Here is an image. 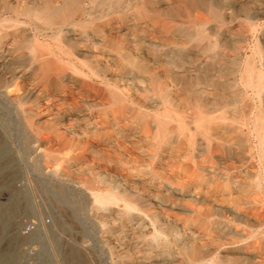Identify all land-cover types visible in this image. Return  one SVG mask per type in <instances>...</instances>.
<instances>
[{"label":"rangeland","instance_id":"1","mask_svg":"<svg viewBox=\"0 0 264 264\" xmlns=\"http://www.w3.org/2000/svg\"><path fill=\"white\" fill-rule=\"evenodd\" d=\"M18 1L0 0V264H264V87L245 83L249 69L264 83V0H133L68 25V42L24 22L39 0ZM134 52L145 69L127 63ZM197 84L210 90L196 104ZM112 191L135 203L132 221L124 201H95Z\"/></svg>","mask_w":264,"mask_h":264},{"label":"bare ground","instance_id":"2","mask_svg":"<svg viewBox=\"0 0 264 264\" xmlns=\"http://www.w3.org/2000/svg\"><path fill=\"white\" fill-rule=\"evenodd\" d=\"M21 1V0H20ZM20 1H18V2H20ZM161 1V0H160ZM159 1V3H161ZM163 1V0H162ZM204 1V0H203ZM26 2H27V0H26ZM153 1H150V3H152ZM177 2V1H176ZM182 2V1H181ZM6 4L8 3V2H5ZM4 3V4H5ZM132 3H133V0H39L37 3H35V4H32L31 6H27V7H24L22 10H21V14H24L23 16H27L28 17V21H24V22H27V23H35V25H34V27L36 28V30H37V32L38 33H45V35H48V36H51V37H53V36H59L61 39H62V41H64V42H68L69 40H71V35H70V33H72V30L71 29H69L67 26L68 25H79V26H84V25H86V24H88V23H92L95 19H98V18H101L102 19V17H104L105 15H109V13H112V12H120V11H122V12H124V11H126L127 9H129L130 8V6L132 5ZM169 3H171V2H169ZM192 3V2H191ZM194 3V2H193ZM211 3V2H210ZM141 4V3H140ZM175 4V3H174ZM173 4V5H174ZM195 4V3H194ZM9 5V4H8ZM20 5V4H19ZM26 5V4H25ZM134 5H135V3H134ZM156 5V4H155ZM211 5H213V4H211ZM18 6V5H17ZM87 6L90 8V9H88L87 8ZM143 6V5H142ZM169 6V5H168ZM214 6V5H213ZM133 7V6H132ZM140 7V6H139ZM157 7H159V6H157ZM161 7V6H160ZM163 7V6H162ZM135 8V7H134ZM137 8V7H136ZM141 8V7H140ZM188 8V7H187ZM221 8V7H220ZM146 9V8H145ZM203 9V8H202ZM4 10V9H3ZM11 10V9H10ZM132 10V9H131ZM144 10V9H143ZM218 10V9H217ZM128 11V10H127ZM139 11V10H138ZM146 11V10H145ZM152 11V10H151ZM187 11V10H186ZM76 12H81L82 14H83V16H84V18L82 19V20H79V21H76V20H74V14H76ZM129 12V11H128ZM128 12H126V13H128ZM147 12V11H146ZM182 12V11H181ZM190 12V11H189ZM197 12V11H196ZM2 13V12H1ZM13 13V12H12ZM11 13V14H12ZM133 13V12H132ZM142 13L143 12H140L139 11V15H142ZM219 13V12H218ZM3 14V13H2ZM6 14V13H5ZM19 14V13H18ZM137 14V15H138ZM158 14V13H157ZM192 14V13H191ZM15 15H16V13H15ZM107 15V16H108ZM178 15V14H177ZM177 15H173V16H177ZM218 15V14H217ZM4 16V15H3ZM79 16V15H78ZM106 16V17H107ZM112 16V15H111ZM125 16V15H124ZM127 16V15H126ZM180 16V15H179ZM194 16V15H193ZM215 16V13H213V17ZM221 16V15H220ZM158 17V16H157ZM167 17V16H166ZM169 17V16H168ZM204 17V16H203ZM1 18V17H0ZM6 18H7V16H6ZM128 18V17H127ZM163 19H164V17H162ZM216 18V17H215ZM23 19V18H22ZM100 19V20H101ZM129 20H130V18H128ZM3 20V19H2ZM136 20V19H135ZM198 20L199 21H203V18H198ZM220 20V19H219ZM225 20V19H224ZM16 21V20H15ZM167 21V20H166ZM141 22V21H140ZM192 22V21H191ZM2 23V22H1ZM5 23H7V22H5ZM12 23V22H11ZM130 23V22H129ZM136 23V22H135ZM139 23V22H138ZM167 23V22H166ZM169 23V22H168ZM198 23V22H197ZM206 23H208V22H206ZM13 24V23H12ZM25 24V23H24ZM132 24V23H131ZM11 25V24H10ZM20 25V24H19ZM19 25H17V26H19ZM137 25V24H136ZM139 25V24H138ZM196 25V24H195ZM198 25V24H197ZM13 26H15V25H13ZM16 26V27H17ZM172 26V25H171ZM189 26V25H188ZM194 26V25H193ZM251 26V25H250ZM31 27V26H30ZM116 27V26H115ZM165 27H167V29H170L171 27L170 26H165ZM174 27V26H173ZM176 27V26H175ZM179 27V26H178ZM196 27V26H195ZM10 28V27H9ZM83 28V27H82ZM109 28V27H108ZM120 28V27H119ZM119 28H117V29H119ZM130 28V27H129ZM144 28V27H143ZM180 28V27H179ZM202 28V27H201ZM203 28H204V26H203ZM253 28V27H252ZM7 29V28H6ZM92 29V28H91ZM140 29V28H139ZM195 29H198V27H196V28H194V31H195ZM206 29V28H205ZM216 29V28H215ZM111 30V29H110ZM109 30V31H110ZM142 30V29H141ZM87 31V30H86ZM97 31H99L98 29L97 30H94V31H92V32H90L88 35H90V36H92V35H96L97 34ZM109 31H107V32H109ZM145 31V30H144ZM197 31V30H196ZM195 31V32H196ZM206 31V30H205ZM217 31V30H216ZM222 31V30H221ZM29 32H31V31H29ZM64 32H65V34H64ZM138 32H139V30H138ZM195 32H194V34H195ZM25 33V32H24ZM34 33V32H33ZM105 33V32H104ZM117 33V32H116ZM165 33V32H164ZM217 33V32H216ZM20 34V33H19ZM32 34V33H31ZM108 34V33H107ZM134 34V33H133ZM197 34H198V37L199 38H201V40H202V38H206L207 37V35L208 34H206V33H204V31H202V29H200V30H198L197 31ZM18 35V34H17ZM37 35V34H36ZM124 35V34H123ZM188 35V34H187ZM186 35V36H187ZM39 36V35H38ZM84 36V35H83ZM100 36H102V35H100ZM125 36V35H124ZM185 36V37H186ZM13 37H14V35H13ZM40 37H41V35H40ZM106 37V36H105ZM119 37V36H118ZM126 37V36H125ZM124 37V38H125ZM136 37V36H135ZM35 38V37H34ZM44 38V37H43ZM127 38V37H126ZM184 38V37H183ZM195 38H197V37H195ZM210 38V37H209ZM36 39V38H35ZM34 39V40H35ZM79 39V38H78ZM83 39V38H82ZM97 39V38H96ZM153 39V38H152ZM151 39V40H152ZM172 39V38H171ZM211 39V38H210ZM227 39H231V38H227ZM240 39V38H239ZM30 40V39H29ZM37 40V39H36ZM60 40V39H59ZM89 40V39H88ZM98 40H100V39H98ZM110 40V39H109ZM109 40H107V41H109ZM113 40H115V39H113ZM119 40V39H118ZM127 40V39H126ZM136 40H138V39H136ZM185 40H186V38H185ZM194 40V39H193ZM204 40V39H203ZM46 41V40H45ZM49 41V40H48ZM120 41V40H119ZM118 41V43H120ZM133 41V40H132ZM147 41V40H146ZM152 41H154V40H152ZM205 41V40H204ZM207 41V40H206ZM23 42V41H22ZM47 42V41H46ZM53 42V41H52ZM73 42V41H72ZM78 42V41H77ZM90 42V41H89ZM123 42V41H122ZM128 42V41H127ZM127 42H126V44H127ZM130 42V41H129ZM144 42V41H143ZM157 42V41H156ZM159 42V41H158ZM169 42V41H168ZM211 42V41H210ZM33 43V42H32ZM76 43V42H75ZM79 43V42H78ZM102 43H104V42H102ZM101 43V44H102ZM124 43V42H123ZM150 43V42H149ZM159 43H161V42H159ZM170 43V42H169ZM191 43V42H190ZM40 44V43H39ZM41 44H42V42H41ZM52 44V43H51ZM65 44V43H64ZM74 44V43H73ZM73 44H71L70 43V46L71 47H74L73 46ZM113 44V46H114V43H112ZM111 44V45H112ZM185 44V43H184ZM183 44V45H184ZM207 44V43H206ZM22 45V44H21ZM46 45V44H45ZM80 45V44H79ZM118 45H120V44H118ZM117 45V46H118ZM121 45H123V44H121ZM146 45V44H145ZM183 45H181L182 47H183ZM188 45V44H187ZM201 45H203V43L201 44ZM36 47H37V45H35ZM34 46V47H35ZM55 46H56V44H55ZM62 46V45H61ZM81 46V45H80ZM124 46V45H123ZM122 46V47H123ZM163 46V45H162ZM166 46V45H165ZM185 46V45H184ZM210 46H211V44H210ZM32 47V46H31ZM35 47V48H36ZM79 47V46H78ZM104 47V46H103ZM121 47V46H120ZM131 47V46H130ZM149 47H150V45H149ZM158 47V46H157ZM164 47V46H163ZM179 47V46H178ZM40 48H41V46H40ZM48 48V47H47ZM53 48V47H52ZM59 48H60V46H59ZM80 48H82V47H80ZM79 48V49H80ZM125 48V47H124ZM137 48V47H136ZM206 48V47H205ZM208 48V47H207ZM216 48V47H215ZM214 48V49H215ZM24 49V48H23ZM51 49V48H50ZM61 49V52L62 53H64L65 55L67 54H70V53H73V51H71L70 49H66V48H64V47H61L60 48ZM59 49V50H60ZM72 49V48H71ZM104 49V48H103ZM116 49V48H115ZM132 49V48H131ZM175 49V48H174ZM44 50V49H43ZM55 50V49H54ZM58 50V51H59ZM81 50V49H80ZM94 50V49H93ZM119 50H121V49H119ZM125 50H127V49H125ZM134 50V49H133ZM207 50V49H206ZM213 50V49H212ZM211 50V51H212ZM98 51V50H97ZM108 51V50H107ZM111 51V50H110ZM109 51V52H110ZM112 51H114V50H112ZM118 51V50H117ZM129 51V50H128ZM156 51V50H155ZM209 51V50H208ZM34 52V51H33ZM42 52V51H41ZM44 52V51H43ZM52 52V51H51ZM55 52H56V50H55ZM96 52V51H95ZM122 52V51H121ZM130 52V51H129ZM136 52V51H135ZM135 52H134V54H135ZM143 52V51H142ZM182 52V51H181ZM207 52V51H206ZM205 52V53H206ZM59 53V52H58ZM98 53V52H97ZM100 53H101V51H100ZM104 53H106V52H104ZM137 53V52H136ZM203 53V52H202ZM33 54V53H32ZM54 54V53H53ZM95 53H93V55H94ZM102 54V53H101ZM110 54V53H109ZM108 54V55H109ZM119 54V53H118ZM125 54V53H124ZM133 54V55H134ZM141 54V53H140ZM159 54V53H158ZM170 54V53H169ZM199 54V53H198ZM74 55V54H73ZM136 55V54H135ZM134 55V57L131 55V54H126V60H127V63L128 64H130V65H132L133 67H137L138 68V70L139 69H143L144 68V64L142 65L139 61H138V59H136L135 57H138L137 55H139V53L135 56ZM157 55V54H156ZM204 55V54H203ZM238 55V54H237ZM52 56V55H51ZM70 56H71V54H70ZM70 56H68V57H70ZM96 56V55H95ZM95 56H93V57H95ZM99 56V55H98ZM98 56H97V58H98ZM111 56V55H110ZM123 56V55H122ZM172 56H173V54H172ZM211 56V55H210ZM215 56V55H214ZM220 56V55H219ZM56 57H57V55H56ZM59 57V56H58ZM62 57V56H61ZM112 57V56H111ZM114 57V56H113ZM142 57V56H141ZM140 57V58H141ZM145 57V56H144ZM147 57V56H146ZM156 57V56H155ZM195 57V56H194ZM198 57H200V56H198ZM207 57V56H206ZM232 57V56H231ZM236 57V56H235ZM20 58V57H19ZM47 58V57H46ZM49 58V57H48ZM92 58V57H91ZM99 58H101V57H99ZM103 58V57H102ZM124 58V57H123ZM197 58V57H196ZM195 58V59H196ZM219 58V57H218ZM38 59V58H37ZM50 59V58H49ZM61 59V58H60ZM148 59V58H147ZM189 59V58H188ZM192 59H194V58H192ZM217 59V58H216ZM220 59V58H219ZM230 59V58H229ZM228 59V60H229ZM235 59V58H234ZM242 59V58H241ZM39 60V59H38ZM58 60H59V58H58ZM68 60V59H67ZM79 60V59H78ZM86 60V59H85ZM101 60V59H100ZM124 60V59H123ZM141 60V59H140ZM146 60V59H145ZM168 60V59H167ZM179 60H181V59H179ZM199 60V59H198ZM201 60V59H200ZM214 60V59H213ZM220 60H222V59H220ZM245 60V59H244ZM27 61V60H26ZM55 61V60H54ZM59 61H61V60H59ZM63 61V60H62ZM83 61V60H82ZM98 61H99V59H98ZM102 61V60H101ZM148 61V60H147ZM192 61V60H191ZM209 61V60H208ZM207 61V62H208ZM233 61V60H232ZM237 61V60H236ZM36 62V61H35ZM72 62V61H71ZM95 62V61H94ZM100 62V61H99ZM109 62V61H108ZM141 62H143V60L141 61ZM150 62V61H149ZM163 62V61H162ZM165 62V61H164ZM163 62V63H164ZM170 62V61H169ZM175 62V61H174ZM184 62V61H183ZM204 62V61H203ZM206 62V63H207ZM223 62V61H222ZM222 62H220V63H222ZM224 62H226V61H224ZM237 62H239V61H237ZM62 63V62H61ZM64 63H66L65 61H64ZM93 63V62H92ZM152 63V62H151ZM187 63V62H186ZM191 63V62H190ZM198 63V62H197ZM218 63V62H217ZM229 63V62H228ZM252 63V62H251ZM250 63V64H251ZM2 64V63H1ZM39 64V63H38ZM58 64V63H57ZM75 64V63H74ZM94 64V63H93ZM121 64V63H120ZM123 64V63H122ZM147 65H148V63H146ZM165 64V63H164ZM173 64V63H172ZM215 64V63H214ZM219 64V63H218ZM42 65V64H41ZM84 65V64H83ZM106 65H108V64H106ZM113 65V64H112ZM161 65V64H160ZM191 65V64H190ZM198 65H200V64H198ZM223 66H226V65H224V64H222ZM242 65V64H241ZM81 66V65H80ZM153 66V65H152ZM166 66V64L163 66V67H165ZM180 66V65H179ZM179 66H177V67H179ZM189 66V65H188ZM217 66V65H216ZM230 65H228V66H226V67H229ZM243 66H244V64H243ZM63 67V66H62ZM65 67V66H64ZM84 67H85V65H84ZM99 67H100V65H99ZM103 67V66H102ZM110 67V66H109ZM115 67V66H114ZM148 67H149V65H148ZM147 67V68H148ZM169 67H170V65H169ZM192 67V66H191ZM238 67V66H237ZM246 67H248V66H246ZM44 68V67H43ZM48 68V67H47ZM50 68H52V67H50ZM71 68H73V67H71ZM101 68V67H100ZM158 68H159V66H158ZM165 68H167V67H165ZM172 68V67H171ZM199 68V67H198ZM201 68V67H200ZM216 68V67H215ZM55 69V68H54ZM59 69H61V68H59ZM58 69V70H59ZM68 69V68H67ZM104 69H106V68H104ZM145 69V68H144ZM154 70H155V68H153ZM163 69V68H162ZM247 69V68H246ZM40 70V69H39ZM58 70H56V71H58ZM77 70V69H76ZM124 70V69H123ZM132 70H133V68H132ZM137 70V71H138ZM158 70V69H157ZM164 70H166V69H164ZM171 69H169V71H170ZM177 70V69H176ZM175 70V71H176ZM189 70V69H188ZM218 70V69H217ZM222 70V69H221ZM228 69H226V71H227ZM243 70V69H242ZM254 70V69H253ZM260 70V69H259ZM72 71H74V70H72ZM146 71V70H145ZM172 71V70H171ZM181 71V70H180ZM229 71V70H228ZM234 71V70H233ZM241 71V70H240ZM42 72V71H41ZM55 72V71H54ZM85 72H87V71H85ZM103 72V71H102ZM109 72V71H108ZM152 72V71H151ZM156 72V71H155ZM186 72V71H185ZM202 72V71H201ZM207 72H209V71H207ZM245 72V71H244ZM243 72V73H244ZM246 72L248 73V76H247V80H246V84L248 83V86L249 85H251L252 87H254V88H256V89H262L263 87H264V83H262V79L260 78L259 79V83L258 84H254L253 82H252V79H251V72H250V69L249 70H246ZM258 72V71H257ZM46 73V72H45ZM51 73V72H50ZM78 73V72H77ZM107 73V72H106ZM111 73H113V72H111ZM120 73V72H119ZM153 73H154V71H153ZM159 73V72H158ZM181 73V72H180ZM222 73V72H221ZM256 73V72H255ZM48 73H46V75H47ZM55 74V73H54ZM58 74V73H57ZM79 74V73H78ZM81 75H85V74H82V73H80ZM95 74V73H94ZM116 74H118V73H116ZM116 74H114V75H116ZM122 74V73H121ZM139 74V73H138ZM156 74V73H155ZM154 74V75H155ZM160 74V73H159ZM198 74V73H197ZM209 74H210V72H209ZM241 74V73H240ZM246 74V73H245ZM103 75V74H102ZM113 75V76H114ZM119 75V74H118ZM146 75V74H145ZM167 75H168V73H167ZM191 75H193L192 73H191ZM212 75V74H211ZM210 75V76H211ZM242 75V74H241ZM258 75V74H257ZM69 76V75H68ZM111 77H112V75H110ZM147 76H148V74H147ZM223 76H224V74H223ZM244 76H246V75H244ZM101 77V76H100ZM132 77V76H131ZM115 78H117L116 76H115ZM121 78V77H120ZM125 78V77H124ZM164 78V77H163ZM203 78V77H202ZM214 78V77H213ZM216 78V77H215ZM102 79V78H101ZM118 79V78H117ZM139 79H141V78H139ZM161 79V78H160ZM171 79V78H170ZM199 78H197V80H198ZM217 79V78H216ZM231 79V78H230ZM232 79H233V76H232ZM240 79V78H239ZM243 79V78H242ZM50 80H52V79H50ZM90 80H91V78H90ZM93 80V79H92ZM147 80H148V78H147ZM152 81H153V79H151ZM176 80V79H175ZM181 80V79H180ZM196 80V81H197ZM200 80V79H199ZM219 80L221 81L222 79L221 78H219ZM102 81V80H101ZM124 81V80H123ZM139 81V80H138ZM151 81V82H152ZM163 81V80H162ZM171 81V80H170ZM224 81H227V80H224ZM229 81H231V80H229ZM239 81H241V80H239ZM67 82V81H66ZM99 82V81H98ZM119 82V81H118ZM142 82V81H141ZM157 82V81H156ZM206 84L207 83H209V84H213V83H215V80L214 79H212V77L210 78V77H205V81H204ZM69 83V82H68ZM120 83H122V81L120 82ZM149 83V82H148ZM158 83V82H157ZM162 83V82H161ZM191 83V82H190ZM193 83V82H192ZM203 83V82H202ZM217 83V82H216ZM244 83V82H243ZM256 83V82H255ZM64 84V83H63ZM124 84V83H123ZM151 84V83H150ZM154 84V83H153ZM170 84V83H169ZM178 84V83H177ZM183 84V83H182ZM238 84V83H237ZM70 85V84H69ZM90 85V84H89ZM93 85V84H92ZM131 85V84H130ZM218 85H220V84H218ZM245 85V84H244ZM105 86V85H104ZM124 86V85H123ZM157 86V85H156ZM165 86V85H164ZM183 86H184V84H183ZM236 86V85H235ZM250 86V87H251ZM68 87V86H67ZM66 87V88H67ZM126 87H127V83H126ZM129 87V86H128ZM136 87V86H135ZM140 87V86H139ZM144 87H147V86H144ZM152 87V86H151ZM211 87V86H210ZM110 88V87H109ZM120 88V87H119ZM163 88V87H162ZM168 88V87H167ZM173 88H175V87H173ZM231 88V87H230ZM172 89V88H171ZM190 89V88H189ZM207 89H209V88H207L206 86H204V85H195L189 92H190V95H191V99H193V102H196V104L199 102V101H201L204 97H203V94H204V92H206L207 91ZM234 89V88H233ZM253 89V88H252ZM108 90V89H107ZM131 90H133V89H131ZM154 90V89H153ZM161 90V89H160ZM183 90V89H182ZM210 90V89H209ZM245 90H247V88L245 89ZM119 91H121V90H119ZM134 91V90H133ZM139 91V90H138ZM145 91V90H144ZM175 91V90H174ZM215 91V90H214ZM225 91V90H224ZM231 91H232V89H231ZM234 91V90H233ZM112 92V91H111ZM147 92V91H146ZM152 92V91H151ZM211 92V91H210ZM228 92H229V90H228ZM235 92V91H234ZM255 92V91H254ZM115 93H117V92H115ZM124 93H126V92H124ZM123 93V94H124ZM154 93H155V91H154ZM156 93H159V92H156ZM166 93V92H165ZM172 93V92H171ZM216 93V92H215ZM111 94H113V93H111ZM223 94V93H222ZM228 94V93H227ZM243 94H245V93H243ZM125 95V94H124ZM128 95V94H127ZM137 95V94H136ZM164 95V94H163ZM217 95V94H216ZM229 95V94H228ZM113 96V95H112ZM115 96H117V95H115ZM115 96H113V97H115ZM123 96V95H122ZM121 96V97H122ZM224 96H225V94H224ZM237 96V95H236ZM118 97V96H117ZM137 97V96H136ZM153 97V96H152ZM160 97V96H159ZM167 97V96H166ZM172 97V96H171ZM228 97V96H227ZM246 97V96H245ZM126 98V97H125ZM155 98V97H154ZM164 98V97H163ZM247 98V97H246ZM129 99V98H128ZM160 99V98H159ZM173 99H174V96H173ZM249 99V98H248ZM131 100V99H130ZM140 100H141V98H140ZM212 100H213V98H212ZM225 100V99H224ZM242 100V99H241ZM134 101V100H133ZM142 101V100H141ZM145 101V100H144ZM204 101V100H203ZM208 101V100H207ZM249 101V100H248ZM111 102V101H110ZM114 102V101H113ZM179 102V101H178ZM181 102V101H180ZM188 102V101H187ZM212 102V101H211ZM210 102V103H211ZM243 102V101H242ZM131 103V102H130ZM144 103V102H143ZM202 103V102H201ZM213 103V102H212ZM109 104V103H108ZM132 104V103H131ZM135 104V103H134ZM137 104V103H136ZM145 104V103H144ZM148 104V103H147ZM151 104V103H150ZM229 104V103H228ZM107 105V104H106ZM117 105H118V103H117ZM155 105V104H154ZM183 105V104H182ZM201 105V104H200ZM220 105H222V104H220ZM237 105V104H236ZM121 106H123V105H121ZM139 106V105H138ZM162 106V105H161ZM185 106V105H184ZM192 106V105H191ZM107 107V106H106ZM163 107H164V105H163ZM168 107V106H167ZM194 107V106H193ZM110 108V107H109ZM108 108V109H109ZM140 108H142V106H140ZM145 108V107H144ZM172 108V107H171ZM184 108H186V107H184ZM191 108V107H190ZM208 108V107H207ZM243 108H244V106H243ZM127 109V108H126ZM134 109V108H133ZM148 109V108H147ZM163 109V108H162ZM161 109V110H162ZM167 109H169V108H167ZM211 109H212V107H211ZM139 110V109H138ZM153 110H155V109H153ZM171 110V109H170ZM173 110V109H172ZM177 110H181V109H177ZM184 110V109H183ZM188 110V109H187ZM224 110V109H223ZM223 110H222V112H223ZM235 110V109H234ZM186 111V110H185ZM202 111V110H201ZM235 111H237V110H235ZM244 111V110H243ZM253 111V110H252ZM175 112H177V111H175ZM190 112V111H189ZM217 112V111H216ZM247 112V111H246ZM136 113V112H135ZM144 113V112H143ZM166 113V112H165ZM170 113V112H169ZM178 113V112H177ZM187 113V112H186ZM185 113V114H186ZM211 113V112H210ZM226 113H228V112H226ZM234 113H236V112H234ZM138 114H139V112H138ZM157 114V113H156ZM209 114V113H208ZM214 114H215V112H214ZM242 114V113H241ZM148 115V114H147ZM158 115H160V114H158ZM162 115V114H161ZM180 115V114H179ZM182 115V114H181ZM218 115L219 114H217V118H218ZM235 115V114H234ZM141 117H142V115H140ZM188 116V115H187ZM195 116V115H194ZM236 116V115H235ZM254 116H256V115H254ZM148 117V116H147ZM156 117V116H155ZM159 117V116H158ZM163 117V116H162ZM181 117V116H180ZM180 117H178V118H180ZM184 117V116H183ZM257 117V116H256ZM165 118V117H164ZM173 118H174V115H173ZM223 118L225 119V117L223 116ZM222 118V119H223ZM157 119V118H156ZM193 119V118H192ZM158 120V119H157ZM164 120V119H163ZM181 120V119H180ZM233 120V119H232ZM247 120V119H246ZM256 120V119H255ZM132 121V120H131ZM143 121V120H142ZM164 121H166V119L164 120ZM164 121H163V123H164ZM170 121V120H169ZM171 121H173V120H171ZM183 121V120H182ZM193 121V120H192ZM191 120H190V122H192ZM199 122H196V123H198V126H196L195 128H197L198 127V129L199 130H201L202 132L204 131H207L208 130V128H211V126H210V124L211 123H213L214 121H215V119L213 118V117H200L199 118V120H198ZM241 121V120H240ZM245 121V120H244ZM257 121V120H256ZM134 122V121H133ZM136 122V121H135ZM180 122V121H179ZM225 122V121H224ZM228 122V121H227ZM248 122V121H247ZM150 123V122H149ZM155 123V122H154ZM157 123V122H156ZM195 123V122H194ZM215 123V122H214ZM229 123H230V121H229ZM139 124V123H138ZM161 124V123H160ZM159 124V125H160ZM187 124V123H186ZM248 124V123H247ZM255 124V123H254ZM146 124H144V126H145ZM149 125V124H148ZM165 125V124H164ZM171 125V124H170ZM188 125V124H187ZM186 125V126H187ZM194 124H192V126H193ZM197 125V124H196ZM241 125V124H240ZM260 128L263 130L262 132V134H264V119H261V116H260ZM153 126H154V124H153ZM163 126V125H162ZM215 126V125H214ZM218 126V125H217ZM224 126V125H223ZM164 127V126H163ZM175 127V126H174ZM219 127V126H218ZM236 127V126H235ZM241 127V126H240ZM167 128V127H166ZM195 128H194V130H195ZM226 128V127H225ZM173 129H175V128H173ZM197 129V130H198ZM216 129H217V127H216ZM235 129V128H234ZM233 129V130H234ZM250 129V128H249ZM176 130V129H175ZM192 130V129H191ZM191 130H189V131H191ZM198 130V131H199ZM228 130V129H227ZM233 130H231V131H233ZM252 130V129H251ZM185 131V130H184ZM188 131V130H187ZM239 131V130H238ZM260 131V130H259ZM153 132V131H152ZM164 131H162V133H163ZM166 132V131H165ZM168 132V131H167ZM183 132V131H182ZM181 132V133H182ZM229 132V131H228ZM234 132V131H233ZM207 133V132H206ZM184 134V133H183ZM190 134V133H189ZM199 134V133H198ZM209 134V133H208ZM217 134V133H216ZM218 134H220V132L218 133ZM245 134V133H244ZM246 134H248V133H246ZM164 135V134H163ZM175 135V134H174ZM181 134H179L178 136H180ZM200 135V134H199ZM210 135V134H209ZM208 135V136H209ZM237 135H239V134H237ZM249 135V134H248ZM259 135V134H258ZM154 136V135H153ZM232 136V135H231ZM245 136V135H244ZM247 136V135H246ZM252 136V135H251ZM261 136H263V135H261ZM249 137V136H248ZM255 137V136H254ZM257 137V136H256ZM214 138V137H213ZM212 138V139H213ZM229 138V137H228ZM166 139V138H165ZM188 139V138H187ZM197 139V138H196ZM204 139V138H203ZM202 139V140H203ZM242 139V138H241ZM258 139V138H257ZM163 140H164V138H163ZM193 140H194V137H193ZM249 140V139H248ZM260 140V139H259ZM177 141V140H176ZM190 141V140H189ZM213 142H214V140H213ZM216 142H217V140H216ZM159 143V142H158ZM157 143V144H158ZM177 144H178V142H176ZM189 143H192V141H190ZM195 143V142H194ZM220 143H221V141H220ZM244 143V142H243ZM174 144V143H173ZM207 144H209V142H207ZM229 144V143H228ZM235 144V143H234ZM242 144V143H241ZM189 145V144H188ZM191 145V144H190ZM195 145V144H194ZM193 145V146H194ZM212 145H214V144H212ZM239 146V145H238ZM247 146H249V145H247ZM201 147V146H200ZM220 147V146H219ZM224 148V147H223ZM229 148V147H228ZM239 148V147H238ZM247 149V148H246ZM209 150V149H208ZM237 150V149H236ZM252 150V149H251ZM240 151H242V150H240ZM234 152V151H233ZM243 152V151H242ZM248 152V151H247ZM252 152V151H251ZM250 152V153H251ZM260 153V152H259ZM264 170V169H263ZM54 173V172H53ZM262 174V173H261ZM204 175V174H203ZM208 176V175H207ZM262 176V175H261ZM262 177H264V176H262ZM209 178V177H208ZM207 178V179H208ZM262 179V178H261ZM264 179V178H263ZM212 180V179H211ZM109 181V180H108ZM114 181V180H113ZM207 183V182H206ZM114 184V183H113ZM112 184V185H113ZM119 185V184H118ZM117 185V186H118ZM241 187V186H240ZM244 187V186H243ZM245 188V187H244ZM246 189V188H245ZM133 191V190H132ZM103 192V191H102ZM132 196V195H131ZM139 196V195H138ZM94 197H95V201L98 203V205L101 207V208H103V206H105L106 204H108V203H112V204H115V203H117L118 201H124V203H125V209H124V218L126 219V220H128V221H130L131 219H132V215L130 214V211L131 210H134V208L136 207L135 206V203L132 201V200H130L129 198H128V196H127V193L126 192H119V191H112V192H110V193H108L107 194V196H102V195H100V194H95L94 195ZM142 199V198H141ZM140 199V200H141ZM143 201V200H142ZM118 205V204H117ZM233 208V207H232ZM118 209V208H117ZM100 211V210H99ZM133 214V213H132ZM135 214V213H134ZM201 214V213H200ZM159 217H161V215L159 214L158 215ZM157 216V217H158ZM100 218V217H99ZM122 218V217H121ZM158 220H159V218H158ZM132 221V220H131ZM161 221V220H160ZM122 222V221H121ZM159 222V221H158ZM163 222V221H162ZM160 224V223H159ZM164 224V223H163ZM215 224H217V222L215 223ZM170 225V224H169ZM224 225V224H223ZM123 226V225H122ZM160 226H163V225H160ZM166 226V225H165ZM165 226H163V227H165ZM213 226V225H212ZM222 226V225H221ZM169 227V226H168ZM167 227V228H168ZM223 227V226H222ZM166 228V229H167ZM211 228V227H210ZM221 229V228H220ZM210 230V229H209ZM216 230V229H215ZM175 232V231H174ZM178 232V231H177ZM176 232V233H177ZM192 233V232H191ZM190 232H189V234H191ZM194 233V232H193ZM159 235V233H156L155 234V236H154V238L156 239L157 237H159L158 236ZM192 236L194 237V234H192ZM167 239H168V237H166ZM189 239V238H188ZM163 240V239H162ZM177 240H178V238H177ZM194 240V239H193ZM171 241V240H170ZM192 241V240H191ZM172 242V241H171ZM163 244H167V242H164V240H163V242H162ZM184 243V242H183ZM193 244V243H192ZM187 245V244H186ZM189 245V244H188ZM191 245V244H190ZM161 246H164V245H162L161 244ZM174 246H175V244H174ZM195 246V245H194ZM193 246V247H194ZM184 247V246H183ZM186 247V246H185ZM197 247V246H196ZM195 247V248H196ZM170 248V247H169ZM172 248V247H171ZM170 248V249H171ZM181 248V247H180ZM201 248V247H200ZM184 249V248H183ZM203 249V248H202ZM172 250H173V248H172ZM181 250V249H180ZM194 250V249H193ZM199 250V249H198ZM164 251V250H163ZM167 252H168V250H166ZM192 251V250H191ZM201 251V250H200ZM204 251V250H203ZM199 252V251H198ZM168 253H170V252H168ZM185 254V255H187V250L185 251H182V252H179V254ZM190 253V252H189ZM171 254V253H170ZM180 254V255H181ZM191 254H194V253H191ZM196 254H198V253H196ZM167 255V254H166ZM202 255V254H201ZM175 256V255H174ZM198 257V256H197ZM191 258V257H190ZM193 259V258H192ZM191 260V259H190ZM194 260V259H193ZM208 260V259H207ZM192 261V260H191ZM198 261V260H197ZM187 262V261H186ZM194 262H195V260H194ZM208 262H210V261H208ZM207 262V263H208ZM198 263V262H197ZM206 263V264H207ZM214 263H216V262H214ZM202 264H203V262H202ZM256 264H258V262L256 263Z\"/></svg>","mask_w":264,"mask_h":264}]
</instances>
